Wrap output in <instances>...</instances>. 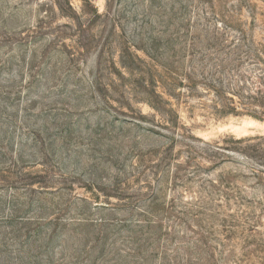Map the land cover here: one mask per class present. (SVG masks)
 <instances>
[{
	"label": "rangeland",
	"instance_id": "374dc122",
	"mask_svg": "<svg viewBox=\"0 0 264 264\" xmlns=\"http://www.w3.org/2000/svg\"><path fill=\"white\" fill-rule=\"evenodd\" d=\"M264 0H0V264H264Z\"/></svg>",
	"mask_w": 264,
	"mask_h": 264
},
{
	"label": "trees",
	"instance_id": "16d2710c",
	"mask_svg": "<svg viewBox=\"0 0 264 264\" xmlns=\"http://www.w3.org/2000/svg\"><path fill=\"white\" fill-rule=\"evenodd\" d=\"M263 97H264V94H263ZM260 107L264 109V105H260ZM262 114L264 116V110H262Z\"/></svg>",
	"mask_w": 264,
	"mask_h": 264
}]
</instances>
